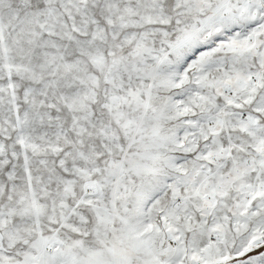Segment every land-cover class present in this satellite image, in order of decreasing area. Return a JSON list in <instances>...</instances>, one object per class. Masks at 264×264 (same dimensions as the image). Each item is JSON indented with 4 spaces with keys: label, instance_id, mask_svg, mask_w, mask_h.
I'll return each mask as SVG.
<instances>
[{
    "label": "snow or ice",
    "instance_id": "1",
    "mask_svg": "<svg viewBox=\"0 0 264 264\" xmlns=\"http://www.w3.org/2000/svg\"><path fill=\"white\" fill-rule=\"evenodd\" d=\"M0 264H264V0H0Z\"/></svg>",
    "mask_w": 264,
    "mask_h": 264
}]
</instances>
